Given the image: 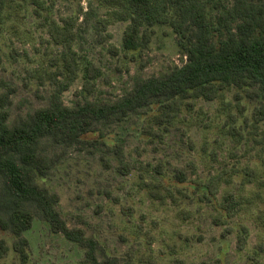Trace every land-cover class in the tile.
Listing matches in <instances>:
<instances>
[{"label": "rangeland", "instance_id": "374dc122", "mask_svg": "<svg viewBox=\"0 0 264 264\" xmlns=\"http://www.w3.org/2000/svg\"><path fill=\"white\" fill-rule=\"evenodd\" d=\"M42 1L49 7L55 3L53 20L78 21L74 51L80 73L63 95L69 107L86 99L114 102L137 83L186 63L170 26L155 27L149 49L135 61L122 50L128 23L113 22L102 31L100 21L112 20L108 8L94 0ZM35 8L30 2L8 8L0 26V80L14 90L11 125L47 107L54 90L57 67L52 63L62 49L48 43V13L39 17ZM209 9L217 13L213 4ZM88 63L99 76L94 92L83 96ZM6 91L0 88V94ZM263 105V97L231 88L215 101L197 100L194 110L183 108L167 128L152 123L161 112L154 104L125 122L98 124L81 143L44 138L38 153L53 167L37 183L60 197L59 210L70 228L98 240L100 259L122 262L130 252L137 264H264V140L253 127V114ZM121 157L133 168L128 175L120 171ZM249 170L254 174L247 176ZM217 176L222 178L217 200L230 191L246 203L239 215L220 225L216 206L195 190L196 181ZM27 209L35 215L33 228L24 234L28 260L24 263L14 249L17 237L0 228V241L8 247L0 264H86L85 249L54 234L34 206ZM242 226L248 238L240 250Z\"/></svg>", "mask_w": 264, "mask_h": 264}, {"label": "trees", "instance_id": "16d2710c", "mask_svg": "<svg viewBox=\"0 0 264 264\" xmlns=\"http://www.w3.org/2000/svg\"><path fill=\"white\" fill-rule=\"evenodd\" d=\"M94 1L110 10L112 20L100 21L103 32L113 22L128 23L122 41L126 57L136 61L149 49L155 35L154 28L170 26L178 35L187 60L167 75L137 83L132 91L114 102L86 99L78 101L75 107H69L64 103L63 95L77 81L80 73L74 51L77 19L53 20L54 2L49 7L42 0H0V26L8 8L30 2L36 7L35 13L39 17H43L44 12L48 13L45 16L50 19L48 43L62 49L52 63L57 67V73L52 79L54 90L49 105L13 125L9 123V107L14 90L0 80V88L7 87V91L0 94V178L4 187L0 211L7 215L5 219L0 215V228L17 237L14 249L24 263L29 257V241L24 234L33 228L35 222V215L27 209V205H32L54 234H61L85 249L86 264H137L130 252L122 262L114 257L100 259L98 240L87 237L81 228L68 226L59 210L60 197L37 183V178H46L53 167L46 156L38 153L44 138L66 145L81 143L98 124L125 122L132 114L154 104H160L161 112L154 115L152 123L167 128L183 108L194 110L197 100L215 101L231 88L264 98V0H233L232 5L229 0ZM210 4L217 11L214 16L210 12ZM98 76L99 70L88 63L83 96L84 92H94ZM263 123L264 105L253 114V127L264 140ZM157 134L160 136L161 131ZM120 163V171L124 175L133 170L123 157ZM252 173L249 170L246 175ZM221 180L217 176L206 182H195V190L216 206L219 212V217L215 218L217 225L227 224L246 205L243 198L230 191L223 194L222 201L217 200ZM181 181L184 182V177ZM247 238L248 230L242 226L240 250L245 248ZM7 251L5 242L0 241V255L4 256Z\"/></svg>", "mask_w": 264, "mask_h": 264}]
</instances>
